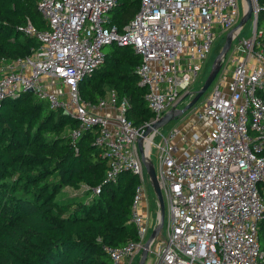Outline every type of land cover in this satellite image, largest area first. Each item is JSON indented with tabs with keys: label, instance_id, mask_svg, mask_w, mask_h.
<instances>
[{
	"label": "built area",
	"instance_id": "2783aa9c",
	"mask_svg": "<svg viewBox=\"0 0 264 264\" xmlns=\"http://www.w3.org/2000/svg\"><path fill=\"white\" fill-rule=\"evenodd\" d=\"M116 1L37 0L48 28L30 25L27 31L40 45L28 55L2 60L0 100L32 89L50 107L77 118L70 132L74 140L96 130L95 142L109 158L106 180L116 181L123 171L138 176L131 219L138 239L107 247L112 264H138L152 231L138 138L193 90L216 30L232 27L240 6L238 0H141L120 31L110 18ZM252 3L251 35L232 43L203 105L194 110L211 121L206 132L189 135L185 127L173 126L144 140L152 161L157 149L165 201V240L155 247L158 236L153 240L149 264L264 263L258 238L264 219V40L257 27L261 0ZM112 42L131 45L141 56L136 72L154 113L143 126L127 117V103L117 104L115 91L97 104L80 95L79 81L103 62V49Z\"/></svg>",
	"mask_w": 264,
	"mask_h": 264
},
{
	"label": "trees",
	"instance_id": "16d2710c",
	"mask_svg": "<svg viewBox=\"0 0 264 264\" xmlns=\"http://www.w3.org/2000/svg\"><path fill=\"white\" fill-rule=\"evenodd\" d=\"M140 3L117 0L111 23L122 31ZM262 21L264 0L257 23L264 40ZM30 25L48 28L37 0H0V62L40 45ZM107 46L115 48L79 81L80 95L97 104L115 91L117 104L127 103V117L143 126L154 113L136 72L141 56L131 45ZM78 124L34 92L0 100V264H112L107 247L138 239L131 220L138 176L123 171L106 180L109 158L95 142L96 130L74 140L70 132ZM258 238L264 249V219Z\"/></svg>",
	"mask_w": 264,
	"mask_h": 264
},
{
	"label": "water",
	"instance_id": "95a60500",
	"mask_svg": "<svg viewBox=\"0 0 264 264\" xmlns=\"http://www.w3.org/2000/svg\"><path fill=\"white\" fill-rule=\"evenodd\" d=\"M245 1V10L244 13L239 21V23L231 28L229 32L227 33L225 43L219 53L217 54L211 71L205 80L202 87L195 91H190L187 96H192L191 100L187 102L184 106H176L171 108L169 111H167L162 117H160L155 122L148 125L143 134L138 138V144H139V150L141 154V158L143 160V163L145 165L146 172L149 176L151 185L153 187V190L155 192V195L157 197L158 203H159V218L157 224L153 227L150 236L148 237L145 245L144 250L142 251L141 258L138 262V264H145L149 249L151 247V244L153 240L160 234L163 225H164V219H165V201L163 197V193L160 187L159 178L157 174V170L155 167L154 162L149 157V150H147V147L144 143L145 139H150L151 134L155 131H159L161 127L165 126L167 123H169L172 120L180 118L186 111L191 109L196 105V103L201 99V97L206 93L208 88L211 86L213 81L215 80L216 76L220 72L223 64V60L226 57L227 53L229 52L234 38L239 34V32L243 29V26L245 23L252 18L253 15V3L252 0H244ZM30 92H33L32 89L29 90Z\"/></svg>",
	"mask_w": 264,
	"mask_h": 264
},
{
	"label": "rangeland",
	"instance_id": "374dc122",
	"mask_svg": "<svg viewBox=\"0 0 264 264\" xmlns=\"http://www.w3.org/2000/svg\"><path fill=\"white\" fill-rule=\"evenodd\" d=\"M239 1V8H240V17L238 19V21L230 28L227 29H215L216 30V36L214 37V43H213V47H212V51L209 54V57L207 58V60L205 61V64L203 66L202 72L197 80V82L193 85V90H198L202 87V85L204 84L205 80L207 79L213 62L217 56V54L219 53V51L221 50V48L223 47L225 40H226V36L227 33L229 32V30L231 28H233L234 26H236L243 13L245 10V1L244 0H238ZM261 27L264 28V21L261 22ZM253 30V21L252 19H249L245 25L243 26V29L239 32V34L237 35L236 39L233 41V46H235L236 44H239V39L243 38V37H247L250 36ZM232 46V47H233ZM115 47L113 46H105L103 51L106 52H110L111 50H113ZM231 52V50L228 52V54ZM2 67H3V61L0 62V74L3 72L2 71ZM58 81V85L57 88L60 87V81ZM213 85H211L208 90L206 91V93L201 97V99L196 103V105L194 107H192L191 109H189L188 111H186L184 113V115H182L180 118L175 119L170 121L169 123H167L165 126L161 127L160 130L164 133H167L169 131L170 128H172L173 126H180V127H185L187 133L190 135L193 131H197L199 133H202V135L206 132L207 128L209 127V119H205V118H199L197 117L194 113V110L196 108H199L203 105V101L206 97V95L208 94L209 90L212 88ZM192 96H185L183 101L180 103V106H184L187 102H189L191 100ZM101 99H108L107 97H103ZM109 111V110H107ZM187 145H184V147ZM152 155H153V161L154 164L156 166V168L159 170V163L158 160L156 159V155H157V149L155 147H153L152 150ZM147 202H148V207H149V220H150V227L153 229V227L157 224L158 222V218H159V203L157 200V197L155 195V192L153 190V187L151 185L149 176L147 179ZM165 240V237L163 235V233L161 232L157 239L155 240L154 243V247L156 246V244L158 243H163ZM153 260V254L150 253L145 264H149V262ZM137 264V263H136Z\"/></svg>",
	"mask_w": 264,
	"mask_h": 264
},
{
	"label": "crops",
	"instance_id": "0c3cea01",
	"mask_svg": "<svg viewBox=\"0 0 264 264\" xmlns=\"http://www.w3.org/2000/svg\"><path fill=\"white\" fill-rule=\"evenodd\" d=\"M60 91V90H59ZM211 124V121H209V125ZM203 143H204V139L202 138V139H200L199 141H198V144L199 145H203Z\"/></svg>",
	"mask_w": 264,
	"mask_h": 264
},
{
	"label": "flooded vegetation",
	"instance_id": "af4514ba",
	"mask_svg": "<svg viewBox=\"0 0 264 264\" xmlns=\"http://www.w3.org/2000/svg\"><path fill=\"white\" fill-rule=\"evenodd\" d=\"M185 100V99H184ZM183 101V100H182Z\"/></svg>",
	"mask_w": 264,
	"mask_h": 264
}]
</instances>
